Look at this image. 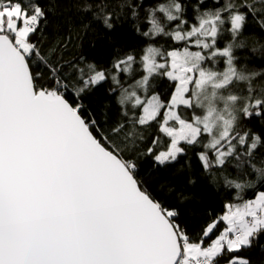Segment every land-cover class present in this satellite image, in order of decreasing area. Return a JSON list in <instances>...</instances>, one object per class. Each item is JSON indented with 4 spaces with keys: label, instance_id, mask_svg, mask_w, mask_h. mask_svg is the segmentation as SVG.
Returning <instances> with one entry per match:
<instances>
[{
    "label": "snow or ice",
    "instance_id": "1",
    "mask_svg": "<svg viewBox=\"0 0 264 264\" xmlns=\"http://www.w3.org/2000/svg\"><path fill=\"white\" fill-rule=\"evenodd\" d=\"M72 2L107 29L125 7ZM206 3L152 0L141 35L171 43L99 67L65 60L67 40L46 43L51 0H0V264H251L242 253L264 237V136L241 125L264 118V70L240 66L236 50L247 24L264 32V0ZM143 4L126 6L137 17ZM109 81L114 120L111 105L98 115L84 103ZM190 150L231 190L198 230L182 220L189 197L169 199L175 189L141 172Z\"/></svg>",
    "mask_w": 264,
    "mask_h": 264
},
{
    "label": "trees",
    "instance_id": "2",
    "mask_svg": "<svg viewBox=\"0 0 264 264\" xmlns=\"http://www.w3.org/2000/svg\"><path fill=\"white\" fill-rule=\"evenodd\" d=\"M108 2L114 6L125 5L123 8L115 7L112 29L105 28L102 21L94 19L91 13L78 11L73 6L72 0H51L52 11L48 15V25L44 29L46 43L51 45L56 41L67 40V47L64 49L65 60H73L82 55L88 62L95 63L99 67H106L115 58L129 52L139 54L148 43H155L158 47L171 43L167 37L149 38L141 35L149 27L143 9L150 7L152 0H144L143 8L137 9V17L132 16L131 9L126 5L132 3L135 6L139 0H108ZM189 3H195V0H189ZM212 3L213 0H207L205 7H210ZM249 21H251L250 16ZM241 39L245 40L246 47L236 50L239 65L255 71L264 70V48L261 47L264 45V32H261L255 24L249 23ZM253 48L256 49L255 52ZM157 83V91L169 90L167 80ZM256 84L264 85V80L258 79ZM109 87L110 81L97 86L85 98L84 103L94 108L98 115L106 110L105 105H111V108L107 110L114 120L116 119L115 98L108 95ZM262 121L264 118L253 116L250 120H243L241 126L264 136ZM230 170L235 176V169ZM141 172L149 180L152 177L158 178L152 185L153 188L161 190L162 185L163 193H167L169 189H175L169 199L175 200L179 194L189 197L188 202L180 207L182 220L188 225L189 230H198L209 218L208 213L220 212L223 202L230 198L231 190L212 184L211 177L204 173L191 150L187 156L182 157L178 163L167 169L153 170L151 160H145L141 164ZM246 179H254V177H246ZM242 254L250 259L251 264H264V237L255 242L252 248L245 249Z\"/></svg>",
    "mask_w": 264,
    "mask_h": 264
}]
</instances>
